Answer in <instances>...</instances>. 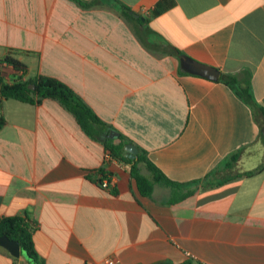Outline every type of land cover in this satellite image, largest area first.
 <instances>
[{"label": "crops", "instance_id": "crops-1", "mask_svg": "<svg viewBox=\"0 0 264 264\" xmlns=\"http://www.w3.org/2000/svg\"><path fill=\"white\" fill-rule=\"evenodd\" d=\"M6 54L21 78L69 85L183 183L143 195L57 100L0 97V218L27 219L44 264H264V167L244 173L264 160L260 128L232 87L181 61L247 78L264 108V0H0ZM19 73L0 61L4 81ZM0 264L30 263L0 246Z\"/></svg>", "mask_w": 264, "mask_h": 264}, {"label": "trees", "instance_id": "trees-1", "mask_svg": "<svg viewBox=\"0 0 264 264\" xmlns=\"http://www.w3.org/2000/svg\"><path fill=\"white\" fill-rule=\"evenodd\" d=\"M122 13L131 17L127 13V7L122 5ZM177 54L180 52L176 51ZM182 54V53H181ZM9 64L14 69L20 71L18 75H14L10 81H4L0 75V97L14 98L26 102H38L42 98H52L57 100L64 108H66L74 117L79 127L91 137L101 140L104 150L107 154L116 159L123 160L128 163V171L130 176L134 179L137 190L143 195H149L153 184L159 183L170 187H180L181 182L173 181L166 177L160 169H158L146 156V152L141 147H136V154L129 158L125 155L123 143L128 141L125 135L117 132L115 136L118 138L116 143H112V138L106 136L110 127L107 123L102 121L95 112L86 104V102L72 89L69 85L62 82L58 78L46 75L37 74L33 77L21 78L24 71V64L12 55L6 54L0 60ZM218 79L234 89L249 106L253 119L258 124L259 128L264 124V108L259 105L254 99L247 78L243 82L233 74L220 72ZM33 84V87H29ZM3 123V118L0 117V126ZM260 140L264 143L263 137L259 131ZM237 151L231 152L229 157L234 159ZM142 164L148 171L149 176L144 175L139 168ZM264 167V160L256 165L253 169L244 171L249 173L253 170H260ZM97 177L95 182L100 187L101 176L108 175V172L102 167L96 169ZM189 192V191H188ZM187 191L183 194H186ZM182 194V195H183ZM0 233L6 234L8 237L16 239L20 250L26 255L30 264H44V262L37 256L30 238L28 228V221L21 216H8L0 218ZM147 264H206L204 262L192 259H184L179 263H171L169 261H158Z\"/></svg>", "mask_w": 264, "mask_h": 264}, {"label": "water", "instance_id": "water-1", "mask_svg": "<svg viewBox=\"0 0 264 264\" xmlns=\"http://www.w3.org/2000/svg\"><path fill=\"white\" fill-rule=\"evenodd\" d=\"M129 13H131L133 16H138V14L131 9L128 10ZM182 63H184L190 70L203 75L205 77L211 78V79H217L218 78V69L210 64L190 59L187 57H181ZM29 87H33V84H29ZM260 133L264 140V124L260 127ZM107 134L109 136L117 135V132L115 130L110 129ZM123 149L125 155H127L129 158L134 157L136 154V147L131 142H124L123 143ZM0 246L4 247L11 255H17L20 253V247L17 243L16 239L8 237L4 233H0ZM25 255V254H24ZM26 256V255H25Z\"/></svg>", "mask_w": 264, "mask_h": 264}, {"label": "built area", "instance_id": "built-area-1", "mask_svg": "<svg viewBox=\"0 0 264 264\" xmlns=\"http://www.w3.org/2000/svg\"><path fill=\"white\" fill-rule=\"evenodd\" d=\"M106 156H108V154H106ZM100 184L102 187L109 188L113 184V179L109 175L101 176ZM105 263L114 264V260L112 258H107Z\"/></svg>", "mask_w": 264, "mask_h": 264}, {"label": "rangeland", "instance_id": "rangeland-1", "mask_svg": "<svg viewBox=\"0 0 264 264\" xmlns=\"http://www.w3.org/2000/svg\"><path fill=\"white\" fill-rule=\"evenodd\" d=\"M141 171H142L143 174L148 176L147 170L144 167H141Z\"/></svg>", "mask_w": 264, "mask_h": 264}]
</instances>
